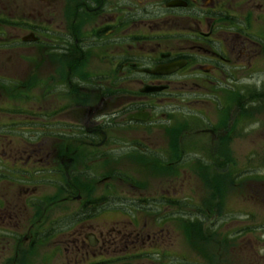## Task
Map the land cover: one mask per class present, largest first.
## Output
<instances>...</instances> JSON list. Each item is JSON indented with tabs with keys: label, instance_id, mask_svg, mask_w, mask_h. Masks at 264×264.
Returning <instances> with one entry per match:
<instances>
[{
	"label": "flooded vegetation",
	"instance_id": "1",
	"mask_svg": "<svg viewBox=\"0 0 264 264\" xmlns=\"http://www.w3.org/2000/svg\"><path fill=\"white\" fill-rule=\"evenodd\" d=\"M204 1L62 0L55 12L51 0H41L39 10L31 0H0V53L36 49L42 64L56 54L44 83L47 96L61 102L28 114L26 127L19 115L0 123V130L27 131L21 141L0 134V181L39 196L16 210L0 203L10 219L0 223L27 229L12 243L13 261L23 244L57 235L50 256L69 264L183 261L161 251L168 225L179 224L192 239L224 224L227 208L219 199L211 204L217 191L264 197V0ZM24 27L22 37L13 35ZM21 80L0 77V99L16 97ZM83 177H104L103 197L73 196ZM71 199L83 202L76 213L84 215L69 240L62 205ZM119 213L126 221L105 222L112 226L100 231L107 228L100 214ZM0 236L2 245L14 235Z\"/></svg>",
	"mask_w": 264,
	"mask_h": 264
},
{
	"label": "rangeland",
	"instance_id": "2",
	"mask_svg": "<svg viewBox=\"0 0 264 264\" xmlns=\"http://www.w3.org/2000/svg\"><path fill=\"white\" fill-rule=\"evenodd\" d=\"M31 1L32 6L36 10L42 8L43 2H41V0ZM64 2L66 3V0H64ZM64 2L63 5L65 4ZM51 4L55 12L62 10V0H51ZM204 4L210 6L211 0H205ZM6 6L10 8L9 4ZM40 22L42 25L44 24V21H34L31 22L30 25H39ZM26 30L27 29L24 27L19 31H14L13 35L18 38L22 37ZM42 56V53L37 54L36 49L21 50L15 54L0 53V77L22 78L21 84L17 86L16 97L12 95L8 100L6 98L0 99V123H9L11 120L17 122V115L20 116L19 121L24 120L23 123H26L28 114L32 112L34 113L38 110L42 111L43 109H60L61 102L55 95V98L47 96L49 86L44 83L46 76L51 74L55 68L54 65H56L57 60L54 59V57L56 54H50L52 62H55L54 65L48 60L49 55L47 54H44V61L46 62V60H48L51 63L42 64ZM166 109L167 111L169 110L168 108ZM182 120H184V117H182ZM26 125L27 123L23 127H26ZM21 128L22 127L19 126L13 128L18 136L12 133L11 130L13 129L10 128H2L0 134L2 133L12 138L18 137V140L13 141H21L20 137H26L25 135L27 132L22 131ZM9 132L11 136L8 134ZM6 141L8 140L1 139V143ZM164 141L165 140L161 142ZM241 151H243V148H241ZM104 170H106V167ZM98 172L102 173L100 170H98ZM103 178L104 177H94L95 181H91L92 178H80L76 185L77 190H73V196H77L81 193L85 202L103 197V192L105 193L104 190L106 189V185H108L107 183H102V181H100ZM183 185L182 177H179L176 186L178 188ZM44 188L49 189L48 187ZM200 188L201 186H198L195 189ZM116 189L119 190V195L120 191H123L122 187L116 186ZM22 190L23 188L13 183V180L7 179L3 182L0 181L1 205L12 207L16 210L24 208L30 200H36L39 198L36 194L34 195L36 197L28 198L32 195L30 189H24L27 190L26 195L22 194ZM183 190L185 189L183 188ZM235 191L236 190L232 187L228 188L225 193L223 189H221V192L217 191L215 194L216 196L212 198L211 204L213 206H217V200L219 199L220 206L224 205L225 208H227V211L223 210L224 224L220 228H208L204 233L202 230L198 231L197 235L192 239H189L187 238L186 229L181 228L178 223L175 228H173V224L168 225L169 227L167 226V229L164 231L166 237L158 240V243H161V251H163V253L171 254L172 258L186 259L193 264H264V197L257 196L254 198L244 191L238 195ZM54 192L55 190L50 189L49 196H52ZM42 193L44 194L47 192L42 191ZM243 194L247 195V197L243 196ZM177 199L181 200L184 198L179 197ZM200 200L201 199H198V197H194L193 199L196 204L197 201ZM120 201L121 198L115 193L114 204H117ZM82 204L83 202L71 199L70 201L67 200V202L62 205L65 207L66 214V226L63 232L65 233V238H70L69 240L82 230V227L79 228L78 226H72V224L78 220L80 215H84V213L80 215L76 213L79 210L78 207H81ZM107 205L108 204L103 203V209L108 207ZM101 210L102 209L97 211ZM162 212H164L163 208ZM6 216V214H1L0 220L9 218ZM104 216H106V214L99 215V223H103L102 227L107 228H101L100 231H107L112 226V224L108 225L105 222L126 221L123 219L122 213H119V215ZM182 220L184 221V219ZM197 220L198 219L195 218V221ZM5 221L10 222V219H6ZM21 221L26 223L27 215H23ZM236 222L239 223L236 224ZM239 226H242L243 228L234 233L233 229ZM0 228L1 232L7 233L9 231L11 235H14L13 237H6V240L0 245V264H69V262H66L63 257L59 258L60 256H54L52 259L50 256L51 253H53V245H51V243H57L58 239H56V237L58 235L53 239H48L50 241H48L47 244L45 243L40 246L27 247L26 244H23L24 249L21 257H19L18 261H13L12 243L16 242V236H19L20 238L25 237L27 229L9 228L8 224L4 222L0 223ZM240 232L242 236L239 235ZM60 238H63V236H60ZM146 243L147 246L145 249H148L150 242L146 241ZM19 244L20 241L16 246ZM69 250L73 253V249L69 248ZM150 250L155 249L152 247ZM65 259L67 261L70 260L68 257ZM186 260H183L184 262L180 260L176 262L170 260L163 264H187Z\"/></svg>",
	"mask_w": 264,
	"mask_h": 264
}]
</instances>
